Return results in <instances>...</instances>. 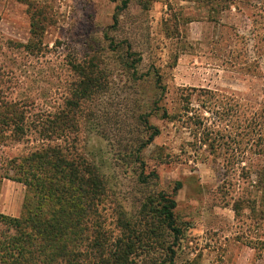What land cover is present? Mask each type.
Returning a JSON list of instances; mask_svg holds the SVG:
<instances>
[{"label": "rangeland", "instance_id": "obj_1", "mask_svg": "<svg viewBox=\"0 0 264 264\" xmlns=\"http://www.w3.org/2000/svg\"><path fill=\"white\" fill-rule=\"evenodd\" d=\"M33 14L47 49H8L28 44ZM0 47L15 73L8 92L31 89L33 114L63 103L77 77L67 63L98 64L86 154L123 206L149 192L129 159L153 132L138 118L160 130L143 160L159 189L183 184L175 264H264V0H0ZM24 151L1 147L0 171ZM28 193L0 180V214L18 218Z\"/></svg>", "mask_w": 264, "mask_h": 264}, {"label": "trees", "instance_id": "obj_2", "mask_svg": "<svg viewBox=\"0 0 264 264\" xmlns=\"http://www.w3.org/2000/svg\"><path fill=\"white\" fill-rule=\"evenodd\" d=\"M31 17L28 44H9L8 49L33 56L47 49L42 15ZM141 62L139 58L135 63ZM66 65L77 77L63 103L33 114L36 96L29 88L15 97L8 92L15 73L0 59V148L25 146L22 155L5 163L0 180H12L29 191L20 217L0 214V264H175V249L186 233L176 200L183 184L178 182L172 193L159 189V174L147 173L143 160L160 130L138 118L144 131L153 132L146 140L132 141L129 159L138 164L137 185L149 192H141L129 208L123 206L86 154L85 134L93 128L102 91L98 64ZM163 117L169 118L166 111Z\"/></svg>", "mask_w": 264, "mask_h": 264}, {"label": "crops", "instance_id": "obj_3", "mask_svg": "<svg viewBox=\"0 0 264 264\" xmlns=\"http://www.w3.org/2000/svg\"><path fill=\"white\" fill-rule=\"evenodd\" d=\"M232 7H233V6H232ZM233 10L236 11L237 9H236L235 7H233ZM232 19H233V20H238L239 17H237L236 15H233ZM20 216H21V215H20ZM20 216H19V217H20Z\"/></svg>", "mask_w": 264, "mask_h": 264}]
</instances>
